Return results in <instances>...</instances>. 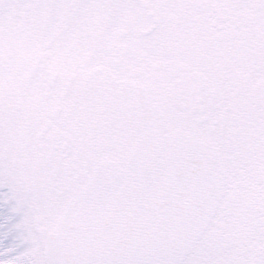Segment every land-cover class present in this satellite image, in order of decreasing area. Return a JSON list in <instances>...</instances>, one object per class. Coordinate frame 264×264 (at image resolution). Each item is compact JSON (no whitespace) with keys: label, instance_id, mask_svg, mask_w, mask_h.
<instances>
[{"label":"snow or ice","instance_id":"1","mask_svg":"<svg viewBox=\"0 0 264 264\" xmlns=\"http://www.w3.org/2000/svg\"><path fill=\"white\" fill-rule=\"evenodd\" d=\"M0 264H264V0H0Z\"/></svg>","mask_w":264,"mask_h":264}]
</instances>
